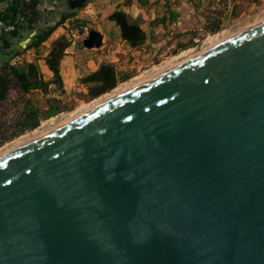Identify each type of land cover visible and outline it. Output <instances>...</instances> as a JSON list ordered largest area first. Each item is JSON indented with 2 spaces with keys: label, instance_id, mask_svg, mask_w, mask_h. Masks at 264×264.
<instances>
[{
  "label": "water",
  "instance_id": "water-1",
  "mask_svg": "<svg viewBox=\"0 0 264 264\" xmlns=\"http://www.w3.org/2000/svg\"><path fill=\"white\" fill-rule=\"evenodd\" d=\"M0 264H264V23L0 160Z\"/></svg>",
  "mask_w": 264,
  "mask_h": 264
},
{
  "label": "rangeland",
  "instance_id": "rangeland-1",
  "mask_svg": "<svg viewBox=\"0 0 264 264\" xmlns=\"http://www.w3.org/2000/svg\"><path fill=\"white\" fill-rule=\"evenodd\" d=\"M145 1L148 3L150 0ZM211 3L207 1L199 12H196L197 7L190 9L192 13L184 8L183 12L187 14L183 18L178 15V20L170 14L166 19L169 23H162L159 31L155 29L157 20L148 22L146 33L149 37L136 49H129L130 46L123 43L115 34L114 26L99 20L96 9H71L68 12L64 8L67 15L62 23L43 27L38 23L39 30L59 29L46 44L37 48H28L34 35L27 41L36 31L20 32V36L10 42L9 48L5 49L0 44V64L8 62L23 70L27 64H35L41 83L47 84L46 90L32 89L24 94L14 79L8 82L6 97L0 101V154L13 150L41 132L44 134L55 129L71 114L87 113L107 101L109 103L115 100L113 97L132 90L153 75L158 74L159 78V73H167L199 57L203 51L216 48L264 23V0H218L217 6ZM210 27L216 31L209 32ZM91 30L103 36L101 47L95 48L98 50L85 49L82 45ZM61 39L67 46L62 71L60 69L61 80L55 82L54 76H50L46 81L48 67L43 57ZM104 64L114 68L118 83L114 89L92 98L89 95L91 86L80 81ZM31 110L39 114V126L11 139L10 135L17 130V122Z\"/></svg>",
  "mask_w": 264,
  "mask_h": 264
},
{
  "label": "trees",
  "instance_id": "trees-1",
  "mask_svg": "<svg viewBox=\"0 0 264 264\" xmlns=\"http://www.w3.org/2000/svg\"><path fill=\"white\" fill-rule=\"evenodd\" d=\"M1 1L2 0H0V2ZM8 2L7 7L3 11H0V22L12 26L13 30L9 32L3 29L0 30V44L3 48H9L10 42L19 37L22 31H36L28 48H37L50 37L55 29L54 27L45 30L37 29V25L40 21V12L37 8L39 0H8ZM110 21L115 23L119 29L121 39L130 47H138L145 41L146 36L143 31L137 24L131 23L126 14L115 12L110 17ZM208 30L209 32L216 31L213 27H210ZM65 49H67V46L62 39L56 41L45 61L46 66L54 76L55 82H60L61 80L59 75V63L63 58ZM11 79H14L16 83H18L20 91L24 94L32 89L46 90L47 88L46 83H41L36 73V67L33 64H27L25 70H23L17 69L8 62H3L0 64V101L5 99L8 90V82H10ZM80 82L91 86L89 87V95L92 98H96L114 89L118 83V79L114 68L104 64L99 67L98 71L89 74ZM39 123L40 119L37 111H28L24 117L17 122V130L10 135V138H15L26 131L36 129Z\"/></svg>",
  "mask_w": 264,
  "mask_h": 264
},
{
  "label": "crops",
  "instance_id": "crops-1",
  "mask_svg": "<svg viewBox=\"0 0 264 264\" xmlns=\"http://www.w3.org/2000/svg\"><path fill=\"white\" fill-rule=\"evenodd\" d=\"M66 0H39V3L37 5V8L40 12V21H39V27L43 26H50L54 25L57 23H62L63 17L67 15L66 10L64 8L68 7V4L65 2ZM75 3L76 9H96V14L99 17V20H104L107 21L109 26H114V32L115 34L119 36V29L116 27L115 23L113 21H110V17L115 13V12H122L126 14L128 17V20L131 23L137 24L140 29L143 31V33L146 36L145 43L149 37V35L146 33V29L148 28L147 24L150 21H155L156 22V27L155 29L160 30V28L163 26L162 23H165L164 25H167L169 21H167V17L170 18V14H174L173 17L175 19H179L178 15H182L181 18L187 12H183V9H187L188 11L192 9L193 7H197L196 12L200 11V7L204 6L203 4H206L207 1L213 2L211 5H216L218 0H156L153 2V0L148 1L146 3L145 0H73ZM8 0H2L0 2V11H3L7 5H8ZM69 12V11H68ZM189 13H192L190 10ZM173 23V22H172ZM175 23V22H174ZM2 27H0V30ZM59 28H56L54 32L51 34V36L41 45L46 44L47 41H49L53 35L58 31ZM149 29V28H148ZM97 32V31H96ZM99 33V32H98ZM100 34V33H99ZM102 36V34H100ZM121 39V37H120ZM102 41H103V36H102ZM123 41V40H122ZM123 43H126L123 41ZM25 43H22L24 45ZM129 47V45H127ZM129 47V49H136ZM98 50V49H95ZM101 50V49H99ZM49 51H46V55L43 57V62L46 65V58L48 57ZM101 52V51H100ZM64 57L61 59L59 63V75L61 78V71H62V66L64 65ZM31 64V63H30ZM36 67V65L34 64ZM47 67V66H46ZM61 69V71H60ZM45 74V73H44ZM48 77L45 79L46 81L50 80V76L53 77L52 72L48 69L47 71ZM45 81V82H46ZM52 84V83H50ZM49 84V85H50ZM34 91H38L35 89ZM32 92V91H31Z\"/></svg>",
  "mask_w": 264,
  "mask_h": 264
},
{
  "label": "bare ground",
  "instance_id": "bare-ground-1",
  "mask_svg": "<svg viewBox=\"0 0 264 264\" xmlns=\"http://www.w3.org/2000/svg\"><path fill=\"white\" fill-rule=\"evenodd\" d=\"M252 30V29H251ZM250 31V30H249ZM237 38V37H236ZM235 39V38H234ZM233 40V39H232ZM231 41V40H230ZM227 43V42H226ZM225 44V43H224ZM221 45H223V44H219V46H221ZM219 46L217 45V47L219 48ZM216 47V48H217ZM213 49H215V48H213ZM213 49H211V50H213ZM209 49H207V50H205V51H203L202 53H200L201 55H203V54H205V53H207V51H208ZM211 50H209V51H211ZM208 51V52H209ZM199 54V55H200ZM200 55V56H201ZM196 57V56H195ZM195 57H193V58H195ZM196 59V58H195ZM194 60V59H193ZM193 60H191V61H193ZM190 61V62H191ZM185 63V62H184ZM187 63H189V62H187ZM187 63H185V64H187ZM185 64H183V65H185ZM181 66H182V64H181ZM180 67V66H179ZM176 68H178V67H176ZM176 68H174V69H176ZM174 69H172V70H174ZM172 70H169V72H171ZM169 72H167V73H169ZM165 73V72H164ZM162 73L163 75H165V74H167V73ZM162 74H160L159 73V77H161V76H163ZM158 74H155V75H153L154 76V78H153V76L151 77V79H149V80H147L146 82L144 81V83L142 82V84H139L138 86H136V87H134V88H132V90L130 89V91H133V90H135V89H137V88H139V87H141V86H143V85H145V84H147V83H149V82H151L152 80H155V79H157L158 78V76H157ZM161 75V76H160ZM157 77V78H156ZM159 79V78H158ZM130 91H125L123 94H121V95H119L118 97L117 96H115L117 99L118 98H120V97H122V96H124V95H126L127 93H129ZM115 97H113L112 99H115L116 100V98ZM111 101V100H110ZM110 101H109V103H110ZM112 101H114V100H112ZM111 101V102H112ZM108 104V101H107V103H105V104H103V105H100V106H98V107H96V108H94V109H92V110H88V112L87 113H85V112H81V114L79 113L78 114V112L77 113H74V114H71L70 116H69V118H67L66 119V121H64L63 123H61V125H59L58 127L56 126V128L54 129H51V131H49V132H47V133H40L38 136H34V138H31L30 140H28L27 142H25V143H22L21 145H19V146H17V147H15V148H13V150L11 149V150H9V152H5V153H2V154H0V160H2V159H4V158H6V157H8V156H10V155H12L13 153H16V152H18V151H20V150H22V149H24L25 147H27V146H29V145H31L32 143H35V142H37V141H39V140H41V139H43V138H45V137H47L48 135H50V134H52V133H54L55 131H57V130H59L60 128H62V127H64V126H66V125H68V124H70V123H72V122H74V121H76V120H78V119H80L81 117H83V116H85V115H87V114H89V113H91V112H93V111H95V110H97V109H99V108H101V107H103V106H105V105H107ZM83 113V114H82ZM46 132V131H45Z\"/></svg>",
  "mask_w": 264,
  "mask_h": 264
},
{
  "label": "built area",
  "instance_id": "built-area-1",
  "mask_svg": "<svg viewBox=\"0 0 264 264\" xmlns=\"http://www.w3.org/2000/svg\"><path fill=\"white\" fill-rule=\"evenodd\" d=\"M0 27H2V29L4 30V31H6V32H9V31H12L13 30V28H12V26H8V25H4L3 23H1L0 22Z\"/></svg>",
  "mask_w": 264,
  "mask_h": 264
}]
</instances>
